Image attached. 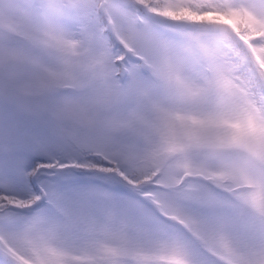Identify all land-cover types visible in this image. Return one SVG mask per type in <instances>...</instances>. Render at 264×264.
Wrapping results in <instances>:
<instances>
[{"label": "snow or ice", "instance_id": "snow-or-ice-1", "mask_svg": "<svg viewBox=\"0 0 264 264\" xmlns=\"http://www.w3.org/2000/svg\"><path fill=\"white\" fill-rule=\"evenodd\" d=\"M0 264H264V0H0Z\"/></svg>", "mask_w": 264, "mask_h": 264}]
</instances>
